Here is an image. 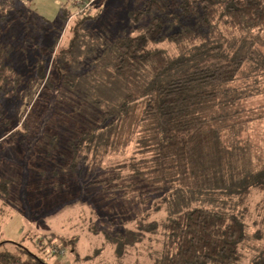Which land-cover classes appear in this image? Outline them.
I'll return each instance as SVG.
<instances>
[{
    "label": "trees",
    "instance_id": "trees-1",
    "mask_svg": "<svg viewBox=\"0 0 264 264\" xmlns=\"http://www.w3.org/2000/svg\"><path fill=\"white\" fill-rule=\"evenodd\" d=\"M12 1L0 0V21L7 19ZM145 14L151 15L149 22L136 33L104 39L93 58L89 50L79 73L69 74L64 66L53 82L45 59L37 60L35 85L45 80L52 97L50 102L34 101L17 131L26 136L34 132V143L40 146L36 152H55L54 168L38 169L39 174L57 176L59 186L72 174L90 176L81 182L83 193L66 190L69 198L91 199L92 189L102 196L132 191L138 200L165 205L164 218L143 227L150 233L160 231L151 264H264V238L257 252L247 245L264 235V201L262 230L251 233L232 211L246 210L242 199L247 190L230 188L232 206L222 210L196 205L200 195L224 192L229 179L226 146L234 141L227 139L226 144L223 132L239 133L237 116L244 109L236 103L257 93L239 92L241 69L246 65V75L256 78L264 74L253 48L264 47V0H145L131 18L137 21ZM162 41L171 48L157 47ZM13 64L0 44L3 91L23 87ZM257 65L259 72L254 71ZM132 143L131 154L120 159L118 151ZM59 146L67 150L60 152ZM13 162L3 169L0 164V172H11L16 158ZM126 235L132 243L136 233ZM42 236L55 251L67 245L73 249L78 242L76 236L54 231ZM7 242L14 246L0 249V264H48L20 241L0 245Z\"/></svg>",
    "mask_w": 264,
    "mask_h": 264
},
{
    "label": "rangeland",
    "instance_id": "rangeland-1",
    "mask_svg": "<svg viewBox=\"0 0 264 264\" xmlns=\"http://www.w3.org/2000/svg\"><path fill=\"white\" fill-rule=\"evenodd\" d=\"M144 1L91 0L82 12L81 3L88 0H13L7 11V19L0 21V44L6 51V58L14 62L15 73L22 75L23 81L22 88L11 91L9 86V92L8 88L7 92L0 89L2 169L14 163L13 159L16 158V166L11 167V172H0V200L9 201L12 205L7 207L8 205L0 203V241H20L45 263H153V249L158 246L156 241L160 231L150 233L143 227L149 221L158 222L164 218L163 203L161 204L164 206L159 207L156 202L159 208L154 210V200H138L132 191L124 196H120L121 191L102 196L92 189V196L89 195L91 199L69 198L66 190L83 193L81 182H85L90 176L86 177L83 173L72 174L73 176L65 178L63 186H59L57 176L52 177L46 172L39 174L38 169L54 168L57 159L55 152L50 156H45L41 151L36 152L40 146L34 143V132H29L31 134L26 136L17 131L34 101L41 99L50 102L52 97V90L46 86L45 80H41L38 86L35 85L37 60L45 59L47 73L53 82H57L59 70L64 72V66L69 68V74L79 73L81 62L90 56L87 55L90 54L88 51L92 50L93 58L105 44L104 39L117 34H134L138 27L147 25L150 14L141 16L137 21L131 18L132 12L142 7ZM166 46L171 48L172 45L167 41L157 44L162 49ZM173 47L177 51L175 45ZM253 48L264 64V47L254 45ZM246 70L248 68L245 65L236 82L242 89L239 92L257 93L236 103L244 109L237 116L240 119L236 126L239 133L228 135V130L223 132L222 139L226 144L227 139L234 141L229 144L231 147L226 146L225 172L229 179L223 185L224 192L218 191L211 196L200 195L196 199V205L222 210L232 206L231 201H228L231 197L228 194L230 188L236 192L247 190V195L242 199L246 210L232 207V211L238 216L245 232L251 233L262 230L260 206L264 201V81L261 78L264 74L258 73L256 78L247 76ZM260 70L261 67L257 65L254 71ZM258 80L260 81L256 82ZM249 81H255L256 84L245 86ZM111 102L113 106L117 105L116 101ZM57 112L58 117H61L58 107ZM35 134L38 138L39 134L36 131ZM132 148L133 143L118 151L120 159L127 158ZM64 150L67 148L59 146L58 151ZM43 161H49V166ZM10 178L13 180L10 181ZM54 181L57 186H54ZM235 200H239V197ZM12 207L17 209V214L10 209ZM50 231L66 237L76 236L78 242L73 249L67 245L55 251L52 244L49 246L42 236ZM129 231L136 233L132 243H128L126 234ZM263 238L264 235L258 241L250 239L247 245H254V251L257 252V246ZM13 246L7 242L0 245V249H13ZM51 248L53 252H49ZM248 250L251 251L252 248Z\"/></svg>",
    "mask_w": 264,
    "mask_h": 264
},
{
    "label": "crops",
    "instance_id": "crops-1",
    "mask_svg": "<svg viewBox=\"0 0 264 264\" xmlns=\"http://www.w3.org/2000/svg\"><path fill=\"white\" fill-rule=\"evenodd\" d=\"M0 203H2L3 205L5 204V200H0ZM8 205V206H7ZM6 206L7 207H11L12 205H11V203L9 204H6ZM10 209H12L15 213L14 214H17L18 212H17V209L15 208V210H14V207H12V208H10ZM1 212H3L4 213V210H2Z\"/></svg>",
    "mask_w": 264,
    "mask_h": 264
},
{
    "label": "built area",
    "instance_id": "built-area-1",
    "mask_svg": "<svg viewBox=\"0 0 264 264\" xmlns=\"http://www.w3.org/2000/svg\"><path fill=\"white\" fill-rule=\"evenodd\" d=\"M89 1H91V0H88V2H82L81 3V7H80V10H82L84 7H87V5H88V3H89Z\"/></svg>",
    "mask_w": 264,
    "mask_h": 264
}]
</instances>
